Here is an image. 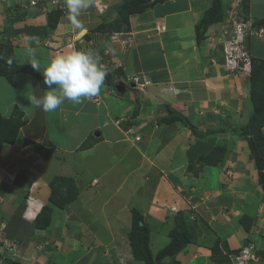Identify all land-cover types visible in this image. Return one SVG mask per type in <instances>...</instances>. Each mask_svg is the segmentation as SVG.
<instances>
[{
    "label": "crops",
    "instance_id": "crops-1",
    "mask_svg": "<svg viewBox=\"0 0 264 264\" xmlns=\"http://www.w3.org/2000/svg\"><path fill=\"white\" fill-rule=\"evenodd\" d=\"M27 1L0 0V24H4L1 31L3 42L11 46L18 62L30 63L24 56V50L29 46L37 48V59L42 69L55 55L73 50H94L99 53L100 63L107 74L111 73L112 76L110 79L106 75V80H109L104 82L97 96L84 99L80 104L66 101L51 113L30 105L29 96L42 95L47 89L27 73L22 78L28 81L20 77L13 79L15 82L20 79L27 83H19L12 98L3 95L4 99H0L2 116L14 115V109H17L22 113L23 120L15 141L4 144L0 150V200L5 198L8 201L0 205L3 208L0 210V242L5 239L14 244L12 253L6 251L4 254L22 264H74V260L69 263L63 259L72 250L82 251L86 259L92 258L98 241L83 231L71 236L66 227L60 236L53 239L57 248L62 247V258L51 261V250L46 243L51 234L47 238L45 229L29 228L28 224L43 204L48 203V181L52 176H44L42 173L45 162L56 152L65 159L67 154L77 151L92 153L99 144H103L105 148L116 152V159L122 157L130 147L138 153L137 167L142 169L143 175L139 183L146 182V187L151 191L150 197L146 199V216L166 211L164 223L170 218L168 210L174 207V213L190 212L189 218L199 224V227L196 226L198 237L208 232L212 234L209 245L200 240L195 247L186 245L181 249L186 262L202 259L205 264L208 261L210 263V246L214 241H218L221 250L227 252L240 249L251 240L255 242L261 257L259 263L264 264V194L258 187L254 162L243 153L246 141L232 131L247 121L251 111L249 78L240 72H225L220 54L221 45L217 43L228 20L234 16L232 6L235 0H221L225 13L223 20L210 25L205 38L199 43L195 38V25L213 0H162L154 3L143 12L131 14L128 19L129 30L112 32L119 33L114 40L109 37L111 33L98 31L97 27L101 23L115 20L116 6L121 0H98L108 4L103 11L96 10L94 4L83 10L78 20L86 31L73 27L66 12L59 17L54 29H48L46 15L55 7L48 0L36 7L28 6ZM59 2L64 6V0ZM247 8L246 15L250 19H264V0H248ZM23 9L26 19H20L24 16L14 18L15 14L24 12ZM11 13H14L12 19ZM6 16L10 18L8 21ZM129 36L130 39L123 43L122 39ZM29 37L38 38V45ZM68 40H72V43L69 44ZM261 45L263 41L260 39L249 42L248 50L255 59L264 58V47L261 49ZM28 75L35 81L28 78ZM132 76L141 81L146 79L148 83L140 90H130L126 88V82ZM235 101L237 103L234 104ZM169 109L187 117L196 126V133L180 120L163 123L161 119ZM49 120L54 122L56 135H59L61 141L66 136L73 140L59 145L54 139ZM144 130V137H139L136 132ZM262 132L264 134V126ZM130 133L135 135L134 138L129 139L127 134ZM90 134L98 137V141L90 148L79 150L78 145ZM25 139L52 145V156L47 159L40 157L24 142ZM216 145L227 150L221 163H201L200 155H205ZM161 149L164 152L158 156ZM182 156L185 161L179 160ZM19 174L31 181L27 195L29 199L21 212V219L15 214L19 212L18 208L24 199L23 187L14 184V177ZM194 176L197 178L192 179ZM125 177L128 176L124 174L120 183L126 182ZM149 177L155 178L153 182L150 183ZM205 179L207 184H204ZM93 181L90 185L94 184ZM256 192L259 194L256 195ZM248 197H253L252 208L244 205ZM12 214L16 216L15 220ZM242 214L253 219L249 232L239 223ZM4 215L8 218H4ZM171 220L167 229L173 225V218ZM51 224H54L53 216ZM226 228L233 229L232 239L224 234ZM8 230L14 236L9 238L6 235ZM42 230L44 234L39 236ZM35 237L39 239L38 242ZM125 237L114 240V257H106L103 252L101 257L110 260L115 258L118 264H126L125 258L131 253ZM78 244H81V250L76 248ZM0 264L5 263L0 260Z\"/></svg>",
    "mask_w": 264,
    "mask_h": 264
},
{
    "label": "trees",
    "instance_id": "trees-1",
    "mask_svg": "<svg viewBox=\"0 0 264 264\" xmlns=\"http://www.w3.org/2000/svg\"><path fill=\"white\" fill-rule=\"evenodd\" d=\"M159 1L162 0H121L116 6L117 17L115 20L110 23H101L97 27V30L108 33L120 32L121 30L128 31V19L131 14L143 12ZM223 7L221 0H213L211 6L205 10L202 18L195 25V38L198 43L205 38L207 28L210 25L223 20L225 16ZM247 7L248 0H243L242 9L245 15L248 12ZM24 10L25 9L22 11ZM24 13L25 11L17 15L15 14L14 17L20 18L25 16ZM61 15L62 12L60 9L53 8L49 10L46 15V27L48 29H54ZM254 24L256 26H264V19H256L254 20ZM250 41L251 39L247 40L246 45L247 42ZM247 47L249 48V43ZM18 72L32 75L41 87L48 89V86L43 82L42 71H34L30 63L18 62L15 59L11 46L5 42H0V76L9 78V75ZM107 76L111 79L112 75L108 73ZM108 78L107 80H109ZM248 97L251 104V111L247 121L239 128L232 129V131L240 135L241 138L246 141V146L250 154L249 157L254 162L256 169L257 183L264 194V134L262 132V127L264 126V58L253 59L251 63ZM133 114L135 115V113ZM178 120L192 132L196 133V126H194L187 117L175 113L172 109H169L167 114L161 119L163 123H171ZM22 124V113L17 109H14V115L8 117L2 116L0 113V150L4 144H10L15 141L18 130ZM97 141L98 137L89 135L78 145V149L84 150L90 148ZM24 142L44 159L49 158L54 152V147L52 145L39 143L31 139H25ZM226 151V148L216 145L205 155H200L199 160L201 163L207 165H217L223 160ZM14 182H16L14 183L15 185L21 188L23 187L24 189V199L21 206L18 208L19 212L15 213L17 217L21 219V212L26 208L29 199L27 195H29L28 188L31 185V181L24 178V176L21 177L19 174L14 177ZM48 186V203L43 204L40 210L33 216L28 224L29 228L46 229L52 221V206L63 209L74 202L79 194L78 187L71 176L54 175L48 181ZM189 214L190 212L184 211H178L173 214V225L168 231V242L153 253L149 245L150 235L148 224L144 221L143 215L132 208L131 226L127 233V241L132 257L142 261L143 264H163L165 258H169L175 264H179V261L174 258L175 255L184 248L187 243L195 242L197 232L195 221L189 218ZM12 215V218L15 220L16 216L14 214ZM252 220V217L247 214H242L239 217V223L246 232H249ZM4 228L6 230V227ZM6 235L10 238L13 232L11 233V231L8 230L6 231ZM238 250L239 249L223 252L218 241H214L210 246V259L212 264H231L229 255L231 253H237ZM0 260L5 264H22L20 261L6 256V254H0Z\"/></svg>",
    "mask_w": 264,
    "mask_h": 264
},
{
    "label": "rangeland",
    "instance_id": "rangeland-1",
    "mask_svg": "<svg viewBox=\"0 0 264 264\" xmlns=\"http://www.w3.org/2000/svg\"><path fill=\"white\" fill-rule=\"evenodd\" d=\"M11 14H12L11 19H12L14 13ZM6 18H7V20L5 19L6 21L10 19L9 16H6ZM20 19H26V17L24 16V18H20ZM2 28H4L3 23L0 24V42L4 41L3 38L4 36L1 35ZM222 34L223 33L221 32V38L218 39L217 43H221L223 41ZM248 43L249 42H247V45ZM263 45H261V49L264 47ZM222 51L223 50L221 48L220 54H222ZM41 71H43L42 68ZM227 73L231 74V72H227ZM23 75L24 73L21 72L13 73L9 75L10 78L8 79L0 76V93H1L0 99L2 98L4 99L3 95H5V97L12 98L16 92V87H19V83L24 85L25 83H27L21 81L20 79L18 80L16 79V81L18 82L17 84V82L13 80L15 77H20L24 81H28V79H26L25 77L22 78ZM28 76H29L28 78L35 81L33 77H31L30 75ZM246 77L248 78V76ZM126 83H127L126 88L132 90V87L128 85V82ZM32 85L34 84L32 83ZM235 103L237 102L235 101L234 104ZM0 107H2L1 102H0ZM49 124L52 134H54V139L56 140V142L58 141L59 145H61L62 142L64 143L67 141L68 143L69 141L73 140L72 137L66 136V138H64V140L61 141V138L59 139V135H56L57 128L54 125V122L51 123V120H49ZM136 133L138 134L139 137L142 138L144 137L145 130ZM91 136H93V134ZM127 136L130 139V138H134L135 135L133 133H130L127 134ZM105 147H106L105 145L99 144L97 150L93 151L94 153L93 152L82 153L81 151H77V153L74 154H67L65 159L63 156H61L59 152H56L54 156L51 155L52 157L49 160H47L43 166L42 173H44V176L51 177L54 175L61 174L66 176L70 175L74 177V179H76L75 181L79 192L76 200L70 203L69 205H67L66 207H64L63 209L52 207L53 208L52 216L54 219V224L52 225L50 223V226L45 229V234L47 238L51 234L49 242L48 241L46 242L51 250L50 252L52 254L50 255L51 261H57L62 258L63 254L60 251V248L62 247L57 248L56 247L57 244L54 245L53 239H56L55 237L60 236L62 229L67 227L68 229L67 231L69 232V235L72 236V234L74 233L83 231L84 234H89L90 236H93V238H95L98 241V244L95 247L96 249L94 250L95 252H92L94 253V255L92 256L91 259H86L85 257H83L84 255L82 254V251L78 252L76 250L74 252L71 249L72 251L70 250L71 253L69 252L70 253L69 255L66 256L64 255L63 258L64 260H68L69 263L72 260H74L75 261L74 264H104L106 262L108 264H118L117 259L115 258H113L112 260H110L109 258H102L101 257L102 252L105 253L106 257L107 256L114 257L115 254L113 253L112 250L115 246L114 240L118 239L119 237H122L124 239V237L127 235L130 229L131 209L132 208L136 209L141 214L145 212V208L147 204L146 199L150 197L151 191L148 190V188L146 187L145 184L146 182L139 183L142 182L143 175H141L142 169H139V167H137V164L139 163L138 153L135 150L133 151V147H130L122 155V157L116 159L117 158L116 152H112L113 149L108 147L105 148ZM156 150H158V147L156 148ZM161 150L158 151V156H160L164 152L163 149ZM243 153H245L246 156L250 155L247 146L245 147V151ZM115 156L116 158H114ZM179 160L185 161V157L182 156V158H180ZM124 174L128 176L127 178L125 177L126 182L120 183ZM172 176L176 177V174H173ZM41 178L44 179V177ZM149 178H151L150 183L153 182V180L155 179L154 177H149ZM91 181H93L94 184L90 185ZM204 184H207L206 179ZM259 190L261 191V188H259ZM258 194L259 193L256 192V195ZM259 197L262 196L260 195ZM252 198L248 197L244 205L245 206L250 205V207L252 208L253 206ZM7 202L8 201L5 200L4 198L0 200V205H5ZM0 210H3V208L2 209L0 208ZM174 210H175L174 207L168 210V213L170 215L169 218L170 220L167 219V221L166 222L164 221V223L162 222L166 211L161 210L154 214L151 213L149 216H146V214L144 213V217H143L144 221L148 224L149 227V235H150L149 245L153 253H155L158 249L162 248L169 240L168 229L170 227L167 229V226L171 224L172 221L171 219L173 217ZM5 217L8 218L7 215H4V218ZM56 222L57 223L59 222V225L62 226V228L59 225H56ZM197 225L199 227V224L195 222V227ZM54 226L55 228H53ZM212 227H214V224L212 225ZM202 228L205 227L203 226ZM165 229L167 230L164 231ZM232 231L233 229L226 228L224 234L226 233V235H229V238L232 239L233 238V234L231 233ZM41 233L44 234V231L43 230L40 231L38 235ZM25 234H29V232H26ZM204 235L205 236L203 237H201V235H199L198 237V234H196L195 242L192 243L190 242L187 243L186 245L190 248L193 246L195 247L197 242L200 240H202L205 243H208L209 245V243H211L210 240L212 238V234L208 232V233H204ZM35 239L37 242L39 241V239L37 240V237H35ZM83 239L87 240L86 237H84ZM40 241L42 240L40 239ZM125 241H127V237H125ZM67 242H70V240H67ZM80 245L81 244L76 245V248L77 249L80 248L81 250ZM88 247L89 246H86V248ZM182 250H180L174 257L175 260H178L180 264H205L202 259H197L190 263L186 262L184 258V252L182 253ZM44 259H47V257ZM125 263L143 264L142 261L134 259L130 254L125 258ZM163 264H175V263L171 261L169 258H165L163 260ZM207 264H212L211 259H210V263L208 261ZM249 264H255V263L250 262Z\"/></svg>",
    "mask_w": 264,
    "mask_h": 264
},
{
    "label": "clouds",
    "instance_id": "clouds-1",
    "mask_svg": "<svg viewBox=\"0 0 264 264\" xmlns=\"http://www.w3.org/2000/svg\"><path fill=\"white\" fill-rule=\"evenodd\" d=\"M45 1L47 0H44L43 2H40L36 5H31L29 4V0H28L27 5L36 7L37 5L42 4ZM48 1L49 3H51L50 0ZM93 4H94V0H64V6L61 4V6L64 7V10H62L51 3V5H53L55 8L60 9L63 15L66 12L67 18L70 21L71 25L80 31H86L87 29L84 27L82 23L79 22L78 18L83 10L88 9L89 7L93 6ZM27 5H25L24 8H26ZM257 27H264V26L261 25ZM29 39L35 40L38 45L39 43L38 38L29 37ZM252 39H260V38L254 37L251 38V40ZM260 40L264 42L263 39ZM220 45L222 48V42L220 43ZM24 56L28 58L30 62V66L34 71L37 72L41 71V64L37 59L36 47H31V46L27 47L24 50ZM221 57H222V65H223L222 54ZM250 57H251L250 69H251V63L255 58L251 54ZM241 62L242 61H240V65ZM233 73H239V71H234ZM42 74H43L42 76L43 82L45 85L48 86L49 90L45 91L42 95L32 94L31 96L28 97V100L30 101L31 106H33L36 109H41L46 113L55 112L66 101L71 102L72 104H80L84 99H89L97 96L100 93L101 88L104 85V82H107L105 78L107 72L100 63L99 53L95 52L94 50H88V51L73 50L68 53H61L55 55L50 59L47 66L43 68ZM249 75L246 76H248L249 78ZM132 89L140 90L142 88L134 87ZM123 119L124 118H121V120ZM195 178L197 177L194 176L192 179ZM28 206L29 204L27 205V207ZM25 213H28V211L25 210ZM25 213H23V215H26ZM4 241L7 240L2 239V241L0 242V246L2 248L4 247L3 244ZM248 243L254 244L256 248V253L260 260L261 257L257 252V247L254 241L251 240L247 241L241 246V248L244 245H247ZM4 252H6L5 249L0 254H4ZM259 260L255 264H260ZM121 264L124 263L121 262Z\"/></svg>",
    "mask_w": 264,
    "mask_h": 264
},
{
    "label": "built area",
    "instance_id": "built-area-1",
    "mask_svg": "<svg viewBox=\"0 0 264 264\" xmlns=\"http://www.w3.org/2000/svg\"><path fill=\"white\" fill-rule=\"evenodd\" d=\"M44 0H29V4L36 5ZM232 1V0H231ZM50 2L56 7L64 10L59 0H50ZM94 6L98 11H103L107 8L106 2L94 1ZM235 11L234 16L228 20L226 29L222 30V55L223 66L227 72L239 71L243 74L249 75L250 72V54L246 45V41L251 38H260L264 40V27H257L254 21L248 16L244 15L242 11V0H235L232 6ZM228 10L227 12H230ZM119 33H111L110 39H117ZM128 36V35H127ZM130 39V36L126 39H122L123 43H126ZM69 44L72 40H68ZM240 61L241 65H240ZM148 81L139 80L138 77L132 76L128 79V85L132 88L139 87L144 88ZM135 139H138L136 137ZM5 251L12 252L14 244L4 241ZM3 252V248L0 246V253ZM231 264H249L250 262L256 263L259 257L256 253V248L253 243L244 245L237 253H231L229 255Z\"/></svg>",
    "mask_w": 264,
    "mask_h": 264
}]
</instances>
